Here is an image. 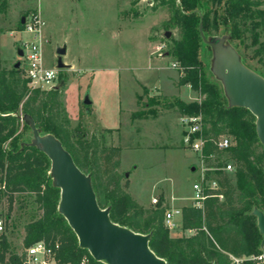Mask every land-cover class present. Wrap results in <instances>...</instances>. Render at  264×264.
Listing matches in <instances>:
<instances>
[{
    "label": "trees",
    "instance_id": "trees-1",
    "mask_svg": "<svg viewBox=\"0 0 264 264\" xmlns=\"http://www.w3.org/2000/svg\"><path fill=\"white\" fill-rule=\"evenodd\" d=\"M163 1L169 4L171 25L179 36L172 39L169 52L180 73L177 85L189 84L201 96L191 102L177 99V110L181 115L201 116L202 135L208 138L205 155L216 151L211 139L220 135L230 137L231 145L224 153L232 163L231 172H215L219 184L216 195L207 196L200 207L192 204L180 207V229L191 233L171 236L164 222L169 207L163 196L153 208H145L125 190L128 181L121 183L126 172H119V146H103L94 138L70 142L62 133L59 89L30 87L27 79L16 76L18 68L1 69L0 199L3 195L8 199L6 218L18 192L33 193L41 210L37 218L24 225V247L40 240L48 245L58 243L55 259L59 263L76 264L86 255L93 263L104 264L79 247L77 236L57 211L60 190L52 185L50 160L36 146L29 145L31 140L19 131V113L31 116L42 134L52 133L62 142L76 165L90 175L97 202L101 208L109 207L110 219L135 232L150 234L149 248L166 264H233L232 257L243 258L258 252L262 236L251 211L257 207L264 213V147L256 135L255 116L244 107L228 105L220 81L210 71L207 57L211 48L202 40L201 32L206 38L229 35V42L238 50L243 64L264 77L261 70L249 64L239 45V40L249 32L252 43L258 44L257 52H264L258 30L264 27L262 3L260 0ZM209 1L216 6L222 4L221 11L212 9L207 4ZM24 28L20 18L16 29ZM243 42L241 39L240 43ZM132 115L143 117L144 112ZM22 126L30 130L25 121ZM24 255L25 251L11 248L4 230L0 236V264H24ZM241 264L253 262L244 259Z\"/></svg>",
    "mask_w": 264,
    "mask_h": 264
},
{
    "label": "rangeland",
    "instance_id": "rangeland-1",
    "mask_svg": "<svg viewBox=\"0 0 264 264\" xmlns=\"http://www.w3.org/2000/svg\"><path fill=\"white\" fill-rule=\"evenodd\" d=\"M260 2L264 9V0ZM207 4L222 9V4ZM32 14L43 22V62L57 69L56 84L61 83L60 120L67 139L94 138L103 146H119V172H127L121 183L127 179L125 190L143 207L153 208L152 199L164 195L165 204L170 196L179 205L190 203L197 177L191 167L198 157L183 140L176 100L191 102L201 96L189 84L177 85L180 73L169 52L172 39L179 36L171 25L169 4L163 0H0V70L9 71L19 61L16 76L20 79L24 75L17 50L33 34L16 28L20 18L27 22ZM258 30L264 42V27ZM241 39L240 50L249 64L264 73V52H257L258 44L252 43L249 32ZM58 46L66 49L62 68L56 67ZM207 60L210 67L212 51ZM206 75L212 81L208 70ZM85 96L89 104L83 102ZM134 112L144 116H133ZM19 119V131L31 140V130L23 128ZM220 157L229 161L225 153ZM34 198L27 191L15 193L7 218V196L0 199V219L16 252L26 248L24 225L41 213ZM173 221L175 226L168 227L171 236L191 233L180 229V214Z\"/></svg>",
    "mask_w": 264,
    "mask_h": 264
},
{
    "label": "water",
    "instance_id": "water-1",
    "mask_svg": "<svg viewBox=\"0 0 264 264\" xmlns=\"http://www.w3.org/2000/svg\"><path fill=\"white\" fill-rule=\"evenodd\" d=\"M21 22H25L24 17ZM199 29L201 32V27ZM169 35L170 32L166 31L165 36ZM201 37L211 48L210 69L221 82L228 105L244 107L255 116L256 135L264 147V77L243 64L239 53L229 45V35L206 38L201 32ZM65 52L64 46L56 48L57 68L66 65L62 61ZM17 54L22 56L20 48ZM19 66V61L14 64L15 68ZM60 86L58 83L53 88L59 89ZM83 102L89 104L91 101L85 96ZM20 118L29 125L32 133L28 144L36 146L50 160L52 185L60 190L57 211L77 236L79 247L104 264H166L149 248L150 234L135 232L110 219L109 207L101 208L97 202L90 175L76 165L62 142L52 133L42 134L31 116ZM251 214L256 217L262 236L260 244H263L264 213L254 207Z\"/></svg>",
    "mask_w": 264,
    "mask_h": 264
},
{
    "label": "built area",
    "instance_id": "built-area-1",
    "mask_svg": "<svg viewBox=\"0 0 264 264\" xmlns=\"http://www.w3.org/2000/svg\"><path fill=\"white\" fill-rule=\"evenodd\" d=\"M25 23V28L21 31L30 32L33 34L31 40H22L20 49L23 54L21 56L24 78L27 79V84L30 87H39L42 89H51L57 82V69L45 66L42 57L41 48V27L43 22L40 17L32 14L30 19ZM38 36V39H37ZM173 66L177 68V63ZM181 122L184 125L183 140L185 144L195 153H197L198 162L194 164L193 171L197 173L196 179L192 182V190L194 192L191 197V204L197 207L202 205L203 200L210 195H216L215 191L219 184L215 177L217 170L231 172V161L223 160L221 154L224 153L231 145V139L227 135H220L217 138L211 139L215 152L208 155L204 153V147L208 141L202 135V119L200 115H182ZM209 158V161L206 160ZM221 162V164H220ZM222 198L221 194H218ZM153 203L157 202L156 198L152 199ZM180 214V210L171 209L165 212L164 222L169 228L175 226L173 221L174 216ZM5 226L0 219V236L4 232ZM58 248V243L48 245L44 241H37L24 249V264H67L59 263L55 259V250ZM244 259H249L253 264H264V243L259 245L258 252L254 255L245 256L243 258L232 257L233 264H241ZM76 264H95L88 256H83Z\"/></svg>",
    "mask_w": 264,
    "mask_h": 264
},
{
    "label": "crops",
    "instance_id": "crops-1",
    "mask_svg": "<svg viewBox=\"0 0 264 264\" xmlns=\"http://www.w3.org/2000/svg\"><path fill=\"white\" fill-rule=\"evenodd\" d=\"M16 31L21 32L20 30H17V29H16ZM12 32H14V31H11V33ZM163 198L166 199L165 195L163 196ZM175 200H176V197H172V196H170L169 199L166 200L167 201L166 203H167L169 208L180 210L181 206L191 204V202H190V203H184V204L179 205V204L175 203ZM176 216H174V217H176Z\"/></svg>",
    "mask_w": 264,
    "mask_h": 264
}]
</instances>
